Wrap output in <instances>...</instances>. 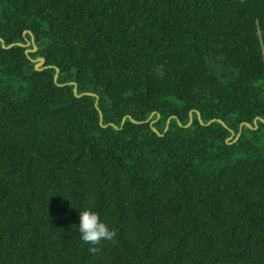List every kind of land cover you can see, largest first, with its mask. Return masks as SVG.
Segmentation results:
<instances>
[{"label": "trees", "instance_id": "obj_1", "mask_svg": "<svg viewBox=\"0 0 264 264\" xmlns=\"http://www.w3.org/2000/svg\"><path fill=\"white\" fill-rule=\"evenodd\" d=\"M0 38V264H264V0H0Z\"/></svg>", "mask_w": 264, "mask_h": 264}, {"label": "clouds", "instance_id": "obj_2", "mask_svg": "<svg viewBox=\"0 0 264 264\" xmlns=\"http://www.w3.org/2000/svg\"><path fill=\"white\" fill-rule=\"evenodd\" d=\"M78 212L79 222L77 230L82 242L97 244L101 240H111L113 238V231L106 222L100 219L98 212L87 206Z\"/></svg>", "mask_w": 264, "mask_h": 264}, {"label": "water", "instance_id": "obj_3", "mask_svg": "<svg viewBox=\"0 0 264 264\" xmlns=\"http://www.w3.org/2000/svg\"><path fill=\"white\" fill-rule=\"evenodd\" d=\"M0 41H2V44H3V47H6L5 46V44H4V41L0 38ZM31 43H33V48L32 49H26V52H30V51H35L36 49H37V47H36V45H34V38L33 37H31V40L30 41H28L26 44H23V43H16V44H18V45H21V46H28L29 44H31ZM14 44H10V45H8L6 48H10V47H12ZM44 62H45V59H44V57H39L38 58V61H37V63H36V65H35V69H43L45 66H43V67H41V65H44ZM58 71H59V69L57 68V72H56V74H55V77H57V75H58ZM74 91H75V93L77 92V86L75 85V88H74ZM81 94H79L78 96H80ZM197 112V114H198V118H199V121L201 122V123H203V120H202V118H201V116H200V113H199V111H196ZM192 113L193 112H190V120H189V123L187 124V125H189L191 122H192ZM126 117L127 116H125L124 118H123V120H122V124L124 123V121H125V119H126ZM129 117H130V119L133 121V122H135V120L129 115ZM102 114H101V118H100V122H102ZM214 120H217V121H220V122H222L225 126H226V124L221 120V119H218V118H215V119H212V120H210L209 121V123H211L212 121H214ZM262 120V119H261ZM247 126H251L249 123H247L246 124ZM153 130H155L156 132H158V130L155 128V127H153ZM232 135H233V133H232ZM232 135L228 138V139H231V137H232ZM238 138V136H236L235 137V139H237Z\"/></svg>", "mask_w": 264, "mask_h": 264}, {"label": "rangeland", "instance_id": "obj_4", "mask_svg": "<svg viewBox=\"0 0 264 264\" xmlns=\"http://www.w3.org/2000/svg\"><path fill=\"white\" fill-rule=\"evenodd\" d=\"M215 119V118H214ZM218 119H220V118H218ZM222 120V119H221ZM257 120H258V117H256L255 119H254V123L256 124V122H257ZM223 121V120H222ZM220 122V121H219ZM224 122V121H223ZM222 123V122H221ZM225 123V122H224ZM247 123H249V122H245L244 124H247ZM226 124V123H225ZM250 124V123H249ZM242 125V124H241ZM251 125V124H250Z\"/></svg>", "mask_w": 264, "mask_h": 264}, {"label": "bare ground", "instance_id": "obj_5", "mask_svg": "<svg viewBox=\"0 0 264 264\" xmlns=\"http://www.w3.org/2000/svg\"><path fill=\"white\" fill-rule=\"evenodd\" d=\"M30 45V44H29ZM193 115V114H192Z\"/></svg>", "mask_w": 264, "mask_h": 264}]
</instances>
